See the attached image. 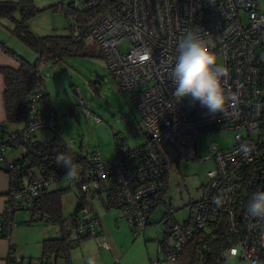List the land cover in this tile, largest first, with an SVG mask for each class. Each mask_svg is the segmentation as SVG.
Masks as SVG:
<instances>
[{
    "label": "built area",
    "instance_id": "2783aa9c",
    "mask_svg": "<svg viewBox=\"0 0 264 264\" xmlns=\"http://www.w3.org/2000/svg\"><path fill=\"white\" fill-rule=\"evenodd\" d=\"M98 2L73 0L67 4L74 10H88ZM188 30H196L216 54L217 62L227 68L228 74L222 78L224 113L208 114L199 102H178L172 95L169 75L178 41ZM85 35L95 41L118 89L130 95L144 140L129 146L118 135L113 157H103L99 150L82 154L76 163L79 179L72 181L80 193L75 200L79 210L66 218L65 228L74 237L88 235L100 240L101 226L90 199L105 192L134 235L144 231L160 205L165 207L164 238L151 264H180V252L192 238L198 242L194 264H225L231 257L237 258L235 264L264 260V218L247 211L252 193L264 191V10L258 0H120L76 37ZM123 40L128 45L125 51L119 48ZM41 94L42 90L28 94V119L18 131L0 125V163L9 149L21 152L5 162L10 188L0 229L8 239L14 214L32 212L35 199L67 171L58 166L57 156H44L33 163L40 157L34 133L57 128L56 116L38 103ZM82 111L93 122L99 121L85 107ZM224 131L233 133V145H208L209 153L201 159L213 160L215 166L201 185L202 195L194 203L192 216L175 220L176 209L165 197L168 166L196 158L200 136ZM241 143L254 146L248 157L240 150ZM217 195L222 196L220 206L213 203ZM213 242L218 254L209 260V243ZM100 246L109 247L102 241ZM8 260L22 263L12 246Z\"/></svg>",
    "mask_w": 264,
    "mask_h": 264
},
{
    "label": "rangeland",
    "instance_id": "374dc122",
    "mask_svg": "<svg viewBox=\"0 0 264 264\" xmlns=\"http://www.w3.org/2000/svg\"><path fill=\"white\" fill-rule=\"evenodd\" d=\"M73 0H32L36 9L34 15L28 19L31 32L42 36L47 34H68L69 25L74 23L72 15H66L67 3ZM259 8L264 10V0H258ZM29 9V8H27ZM15 19L21 18L20 6L11 10ZM14 23L6 16L0 15V41L15 53L34 62L37 52L31 46L19 39L11 29ZM84 48L81 53L66 57L57 64L41 63L39 70L43 75L44 89L48 93L50 105L55 112L57 128L65 142L75 151L88 154L99 150L103 157H113L116 154V137L121 135L129 146L140 145L144 140L143 132L139 124V114L133 105L130 95L122 92L116 86L115 81L109 74V69L98 49L95 41L89 36L82 37ZM127 42L121 41V51L127 50ZM97 75H101L102 78ZM191 101L190 98H184ZM85 102V106L82 104ZM85 107L92 117H98V122H93L88 115L82 111ZM132 124V125H131ZM53 135L52 130L43 128L34 133V138L39 141H48ZM215 143L218 147H229L233 145V133L224 131L210 135L200 136L197 140L196 158L181 161L177 165L168 166L169 180L165 197L170 199L176 209L172 218L183 221L194 213V203L202 195L201 185L208 181L207 173L215 165L213 160L201 159L208 155V145ZM21 152L16 150L15 155ZM70 185L67 197L72 198L77 185L73 182L65 183L60 179L50 189L62 188ZM106 193L90 199L91 205L101 218L108 212L121 216V210L111 206L106 212L104 203ZM74 204L65 203L63 214L69 215L75 211ZM21 212V211H20ZM165 207L160 205L152 214L151 222L143 232L134 235L126 221L121 230H117L115 219H112L114 235L123 243L121 249L122 264H151L159 254V242L164 238V220L162 219ZM28 216L30 211H24ZM118 217V219H122ZM17 221V220H16ZM19 226V227H18ZM44 230L46 236H59L60 226L58 223L46 222L45 220L32 221L30 223H18L12 229L16 240L29 242V253L32 256H40V250L35 247V237L41 235ZM111 231H106L109 234ZM49 234V235H48ZM21 236V237H20ZM43 239V238H42ZM41 239V240H42ZM14 240V238H13ZM99 238H89L85 242L96 246ZM79 246H73L71 253H77ZM19 253V252H18ZM28 253V254H29ZM21 256V254L19 253ZM120 257H113L114 264ZM237 258L231 257L225 264H235ZM27 258L23 264H28ZM33 264H41L37 258ZM243 264H248L244 262Z\"/></svg>",
    "mask_w": 264,
    "mask_h": 264
},
{
    "label": "trees",
    "instance_id": "16d2710c",
    "mask_svg": "<svg viewBox=\"0 0 264 264\" xmlns=\"http://www.w3.org/2000/svg\"><path fill=\"white\" fill-rule=\"evenodd\" d=\"M119 1L120 0H99L95 6L88 10H74L70 8L69 4H66L67 8L65 14L72 15L74 20V23L69 25L70 32L68 34H47L38 36L31 32L28 25V19L36 12V9L32 5V0H0V15H6L14 23L11 32L37 52L35 61L30 62L0 41L2 50L16 59L19 63L17 69L8 66L0 67V73L3 76L5 84L3 97L7 123L22 125L26 123L30 108L28 94L32 90H42L38 103L41 104L44 111H50L55 115L50 105L48 93L44 89V79L39 70V64L49 62L57 64L62 62L66 57L81 53L84 48V39L82 37L77 38V34L99 14L103 13L108 6ZM19 6L21 9V18L15 19L11 15V10ZM261 86L262 89H264V69L261 70ZM3 126L11 130L7 125ZM15 130L18 131V129ZM52 132L53 135L48 141H39L34 138L40 152V157H36L33 163L41 162V157L57 156L60 153H70L75 163H77L83 153H79L71 148L63 139L58 128ZM69 188L70 186L44 189L35 199L34 209L30 212V220H45L46 222L58 223L60 226L61 233L59 236L46 238L41 242L40 260L43 264H49L48 261L57 258H62L67 264H70V249L80 241L89 237L88 235L74 237L72 236L71 229L65 228L64 223L66 218L68 216H76L80 204L79 202L76 203L75 211L64 216L62 197L69 191ZM75 195L77 199H80L78 190ZM105 206L107 208L111 206L116 207L115 204L108 199L106 200ZM37 211H40V216H36ZM150 222L151 221H149L148 224H150ZM162 241L163 239L159 244H161ZM197 244L198 242L195 238L190 239L186 243L178 258L180 264H194ZM209 245V260H212L218 254L217 245L214 242L209 243ZM8 264L12 263L8 261Z\"/></svg>",
    "mask_w": 264,
    "mask_h": 264
},
{
    "label": "clouds",
    "instance_id": "9594fccd",
    "mask_svg": "<svg viewBox=\"0 0 264 264\" xmlns=\"http://www.w3.org/2000/svg\"><path fill=\"white\" fill-rule=\"evenodd\" d=\"M227 74V68L217 62L216 54L196 30H188L180 37L176 62L169 75L174 85L172 95L178 102L187 97L193 103L199 102L208 114L224 113L226 96L222 78ZM240 150L248 157L254 151V146L241 143ZM56 162L67 169L63 176L65 183L79 179L78 165L70 153L58 154ZM222 202L221 195L213 197V203L217 206ZM247 211L253 217L264 218V191L252 193ZM87 264H95L94 258L89 256ZM253 264H264V260L257 258Z\"/></svg>",
    "mask_w": 264,
    "mask_h": 264
},
{
    "label": "crops",
    "instance_id": "0c3cea01",
    "mask_svg": "<svg viewBox=\"0 0 264 264\" xmlns=\"http://www.w3.org/2000/svg\"><path fill=\"white\" fill-rule=\"evenodd\" d=\"M3 66H8V67L17 69L19 67V63L16 59H14L10 55L6 54L2 50V48L0 47V67H3ZM4 89H5V84H4L3 76L0 73V125H7V127L11 130L19 129L23 126L22 124L7 123L4 97H3ZM15 152H16L15 149L14 150L9 149L6 153L5 160L0 163V221L2 219V212L4 209V205H5V195L7 194L8 190L10 188V179H9V174H8L7 170L5 169V162L8 159H10V157L16 156ZM68 186H70V185H68ZM65 187H67V186H65ZM76 192H77V190H76ZM76 192L74 191L72 198L67 197L66 193L63 195V197H62L63 209L65 206V203L74 204L76 206V202H75V200H76L75 193ZM106 198H107V196H106ZM105 203H104V207L106 208L105 211L108 212V210L111 207L107 208L105 206ZM94 211L99 218L101 231H102L101 239L99 241H97L96 246L93 245L92 243L85 242L86 240H88L89 238H92V237H88L87 239L80 241L78 244L75 245V246H79V248L77 249V253H75V251H74V253H71L72 248L70 249L69 263L70 264H87L88 257L91 256L94 258L95 264H111V262L113 261V257L118 255L120 257V259L118 260L119 261L118 263L122 264V257H121L122 255H121V249L120 248L122 247L123 243H120V238H118L117 236L114 235V228L112 225V219H115V224L117 226V230H121L122 227L126 226L123 223V221L125 219L123 220V218L121 216H117L116 213H111V212H108L103 218H101L99 216V214L96 212V210H94ZM118 217H121L122 219H118ZM30 219H31V213L27 216L26 213H24V211L16 212L13 216V221H14L15 225L10 230L9 239L3 235L2 230L0 229V264H8V261H9L8 260V252H9L10 246H12L16 252H19L21 254V257H22V263L21 264H23L27 258L29 259L28 264H33L32 262L37 258L40 259V256H38V257L32 256L29 253V251H30V246H28L29 242L24 241L25 244H23V241L21 238H20V240H16L17 238L14 237L12 234V229L14 227H16L18 225V223L19 224L20 223H30V222L34 221V220H30ZM150 221H151V219H150ZM127 225H128V223H127ZM106 231H111V232L109 234H107ZM45 233H47V230H44L42 232L41 235H43V236H41V238L38 236L34 238L35 247H37V250H40L39 255L41 254V242H42V240H44L46 238H51L50 236H46ZM13 238H14V240H13ZM101 241L103 243H106L109 247L108 248L101 247L100 246ZM119 246H120V248H119ZM40 263L43 264L41 262V260H40ZM48 263L49 264H67V262L62 258L50 260V261H48Z\"/></svg>",
    "mask_w": 264,
    "mask_h": 264
},
{
    "label": "water",
    "instance_id": "95a60500",
    "mask_svg": "<svg viewBox=\"0 0 264 264\" xmlns=\"http://www.w3.org/2000/svg\"><path fill=\"white\" fill-rule=\"evenodd\" d=\"M98 77H100V78H102V76L101 75H97Z\"/></svg>",
    "mask_w": 264,
    "mask_h": 264
}]
</instances>
